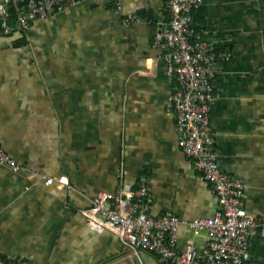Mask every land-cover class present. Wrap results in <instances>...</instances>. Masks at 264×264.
<instances>
[{
	"label": "crops",
	"instance_id": "1",
	"mask_svg": "<svg viewBox=\"0 0 264 264\" xmlns=\"http://www.w3.org/2000/svg\"><path fill=\"white\" fill-rule=\"evenodd\" d=\"M2 0H0L1 2ZM167 0H87L23 33L0 31V256L29 264H168L135 254L84 215L100 192L145 184L150 213L213 216L219 200L178 143L176 86L155 44ZM120 6V9L118 7ZM135 15L138 23L126 24ZM144 21V22H143ZM193 24L232 60L216 64L211 109L220 170L246 185L261 225L248 264H264V0H203ZM66 176L46 184L41 175ZM178 246L206 243L181 225Z\"/></svg>",
	"mask_w": 264,
	"mask_h": 264
},
{
	"label": "built area",
	"instance_id": "2",
	"mask_svg": "<svg viewBox=\"0 0 264 264\" xmlns=\"http://www.w3.org/2000/svg\"><path fill=\"white\" fill-rule=\"evenodd\" d=\"M84 1L87 0H2L0 31L6 35L27 31L35 21L53 17L65 6ZM103 1L118 4V0ZM202 2L167 0L169 19L158 23L154 38L162 51L166 74L176 80L168 106L176 119L178 143L202 178L212 184L219 210L213 216L190 221L172 213L152 215L148 188L142 183L134 190L100 192L84 215L96 232L113 231L135 254L148 251L168 264H248L250 243L261 225L244 207L246 185L220 170L211 126V109L220 98L214 86L216 64L232 60L233 54L228 49L218 50L195 28L193 13ZM139 20L130 15L125 23ZM0 164L15 173L26 170L1 146ZM32 175H41L48 185L56 181L68 184L66 176L53 179L36 172ZM181 225L192 228L196 235H205L206 243L179 248ZM0 264L29 263L0 256Z\"/></svg>",
	"mask_w": 264,
	"mask_h": 264
},
{
	"label": "trees",
	"instance_id": "3",
	"mask_svg": "<svg viewBox=\"0 0 264 264\" xmlns=\"http://www.w3.org/2000/svg\"><path fill=\"white\" fill-rule=\"evenodd\" d=\"M12 13H13V15L15 14V10L14 9H12ZM36 22V21H35ZM24 32L25 31H21V33H23L24 34ZM17 33V32H16ZM15 33H13V35H14ZM12 36V35H11ZM217 49L218 50H222L223 49V47H217Z\"/></svg>",
	"mask_w": 264,
	"mask_h": 264
},
{
	"label": "bare ground",
	"instance_id": "4",
	"mask_svg": "<svg viewBox=\"0 0 264 264\" xmlns=\"http://www.w3.org/2000/svg\"><path fill=\"white\" fill-rule=\"evenodd\" d=\"M144 22V21H143ZM175 88V87H174Z\"/></svg>",
	"mask_w": 264,
	"mask_h": 264
}]
</instances>
